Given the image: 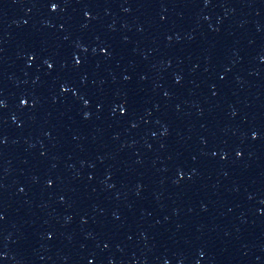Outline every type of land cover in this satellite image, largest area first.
I'll return each instance as SVG.
<instances>
[{
  "label": "water",
  "instance_id": "obj_1",
  "mask_svg": "<svg viewBox=\"0 0 264 264\" xmlns=\"http://www.w3.org/2000/svg\"><path fill=\"white\" fill-rule=\"evenodd\" d=\"M0 264H264V0H0Z\"/></svg>",
  "mask_w": 264,
  "mask_h": 264
}]
</instances>
